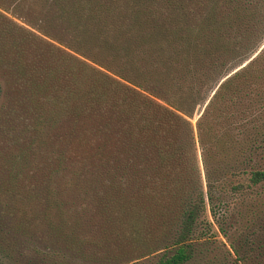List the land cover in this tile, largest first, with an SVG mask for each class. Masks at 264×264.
I'll list each match as a JSON object with an SVG mask.
<instances>
[{
    "label": "trees",
    "instance_id": "trees-1",
    "mask_svg": "<svg viewBox=\"0 0 264 264\" xmlns=\"http://www.w3.org/2000/svg\"><path fill=\"white\" fill-rule=\"evenodd\" d=\"M231 1L225 16L212 0H0L30 26L0 11V233L93 246L98 264H185L214 224L227 235L232 203L264 181L241 122L248 56L222 72L246 45ZM31 27L67 30L82 57Z\"/></svg>",
    "mask_w": 264,
    "mask_h": 264
},
{
    "label": "rangeland",
    "instance_id": "rangeland-1",
    "mask_svg": "<svg viewBox=\"0 0 264 264\" xmlns=\"http://www.w3.org/2000/svg\"><path fill=\"white\" fill-rule=\"evenodd\" d=\"M221 3L225 4V16L227 13H231L232 5L229 6V3L235 4L231 0H212L214 14L219 15L218 10ZM238 3H242L247 8L245 9L247 11L245 13L246 16L242 21L243 28L247 30L246 33L244 30L245 35L243 36V39L246 40V45L243 44V53L241 52L237 57L232 58V55L229 54L230 62L227 54L222 72L226 70L229 64H236L238 60L245 59L248 56L244 63L236 68L238 69L246 64L251 65L242 79V85H244L242 98L244 101L242 100L241 102L245 103L249 111H247V116H244L245 118H242L241 122L245 123L246 120L254 119L253 123H255L258 130L257 136L259 140V148L255 158L257 159V166L264 170V0H239ZM0 11L15 22L30 28L26 21L16 13L3 11L1 8ZM215 20V24L218 25V19ZM228 23L230 25L229 21ZM228 23L225 21L227 26ZM234 24L236 25L237 22ZM31 29L41 34L52 44L82 57L72 50L74 40L67 30L60 28L58 30L47 29L46 31L44 29L43 33L45 32V34H43L32 27ZM231 30L229 28V31ZM46 32H49L48 34L50 35ZM194 54L199 55L201 53ZM256 56L257 58H255ZM86 60L89 61L88 59ZM94 64L97 67L99 66L97 63ZM236 69L231 73L236 71ZM105 71L107 70L105 69ZM231 73L220 78L215 88ZM1 76L2 97L0 102L2 105L5 102L7 92L6 83H4V79ZM184 106L189 108L186 105ZM198 111L197 107L191 118L194 126ZM248 134L249 130L244 129L243 137L246 138ZM242 167L246 168L247 166ZM243 176L246 177L247 175L244 174ZM239 180L241 183L247 184L243 177ZM248 192L247 196L232 203L233 212L227 220V235L225 236L224 233L218 232L217 225L214 224L212 231L215 232V237H211L207 241H200L195 245L192 258L185 264H264V181L250 188ZM0 234V237L3 238H0V264H98L96 262L92 263L88 259V256H91L90 253L98 251V248H93V246H86L84 248L85 253L79 256V254H74L73 250L70 251L61 246L55 247L51 241H47L52 239L50 233L48 236L46 232H41V236L39 235L41 238L38 236V240L34 244L26 242L23 237L14 234L12 231L5 230ZM232 246H235L241 253L243 252L247 259L245 261L236 259ZM154 262L155 256L150 255L123 264H154Z\"/></svg>",
    "mask_w": 264,
    "mask_h": 264
}]
</instances>
